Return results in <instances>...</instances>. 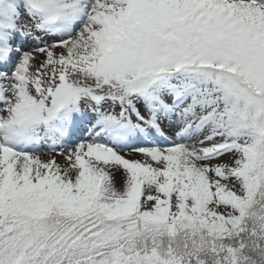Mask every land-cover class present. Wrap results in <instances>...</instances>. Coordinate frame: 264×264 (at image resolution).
Segmentation results:
<instances>
[{
    "label": "snow or ice",
    "instance_id": "obj_1",
    "mask_svg": "<svg viewBox=\"0 0 264 264\" xmlns=\"http://www.w3.org/2000/svg\"><path fill=\"white\" fill-rule=\"evenodd\" d=\"M0 264H264V0H0Z\"/></svg>",
    "mask_w": 264,
    "mask_h": 264
},
{
    "label": "rangeland",
    "instance_id": "obj_2",
    "mask_svg": "<svg viewBox=\"0 0 264 264\" xmlns=\"http://www.w3.org/2000/svg\"><path fill=\"white\" fill-rule=\"evenodd\" d=\"M42 158H47V157H45V156H42ZM57 161L59 162V163H61V164H63L64 163V159H63V157H57Z\"/></svg>",
    "mask_w": 264,
    "mask_h": 264
}]
</instances>
